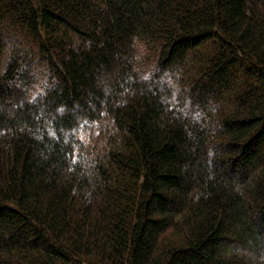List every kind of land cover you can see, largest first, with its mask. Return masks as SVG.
Returning <instances> with one entry per match:
<instances>
[{
  "label": "trees",
  "instance_id": "obj_1",
  "mask_svg": "<svg viewBox=\"0 0 264 264\" xmlns=\"http://www.w3.org/2000/svg\"><path fill=\"white\" fill-rule=\"evenodd\" d=\"M0 264H264V0H0Z\"/></svg>",
  "mask_w": 264,
  "mask_h": 264
},
{
  "label": "rangeland",
  "instance_id": "obj_2",
  "mask_svg": "<svg viewBox=\"0 0 264 264\" xmlns=\"http://www.w3.org/2000/svg\"><path fill=\"white\" fill-rule=\"evenodd\" d=\"M134 45H135V51H136V60H137V63L140 64L139 67H142L143 71H146L147 68L150 69L151 63L150 61H148V59L151 58V56H154V58H156V54H153L155 52L154 49H152V47L147 41L141 38L137 39ZM90 134L91 132L87 131L85 135L82 134V137L90 141V144H89L90 146L101 147L102 141L104 138V135L102 134V132H99L98 134H94L93 139L90 138Z\"/></svg>",
  "mask_w": 264,
  "mask_h": 264
}]
</instances>
